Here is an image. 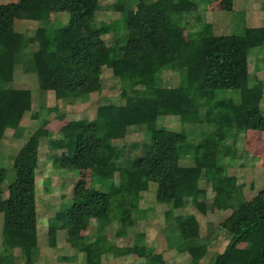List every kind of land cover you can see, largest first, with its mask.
<instances>
[{"label": "trees", "instance_id": "1", "mask_svg": "<svg viewBox=\"0 0 264 264\" xmlns=\"http://www.w3.org/2000/svg\"><path fill=\"white\" fill-rule=\"evenodd\" d=\"M220 1L227 11L236 10V0ZM124 4L120 0L108 6L99 0L0 2V141L10 126H21L31 109L24 92L12 85L18 63L29 64L40 89L53 92L66 104L86 102L101 92L105 67L123 86L121 100L100 104L94 119L72 120L57 132L45 127V119L36 124L13 155L11 169L0 166V264L14 263L15 248L22 250L27 262L37 255V172L43 137L66 151V155H50L56 171L92 172L90 185L80 179L72 202L50 216L49 243L54 247L59 230L66 229L78 239L82 229L96 220L101 233L112 220L122 218L124 205L139 209L141 193L150 183L157 186V201L172 205L168 213L190 199L207 214V190L200 187V179L215 191L236 183L228 169L244 156L241 137L249 130L264 132L263 86L249 83L253 55L258 69H264V26L217 35L201 0H139L130 10ZM102 9L123 17L109 22L98 19ZM47 12L67 13L70 19L48 26ZM17 20H37L40 26L27 36L16 30ZM180 28H186L191 38H203L202 54L185 53L171 60L174 31ZM107 34L113 38L111 44L103 37ZM166 71L180 74L176 84L165 83ZM130 89H145L149 94L130 95ZM164 116H178L183 124H192L194 137L160 126ZM134 131L144 134L136 143L143 153L131 157L118 140ZM114 172L119 173L115 194L110 190ZM242 187L235 184L233 199L223 205L232 209L220 226L229 232L230 241L210 264H264V190L244 200ZM173 227L182 236L175 244L177 250L192 253L197 263L206 240L200 239L196 216L178 214ZM242 242L249 247L240 248ZM110 246L99 239L80 248L86 253V264H102L103 255L112 251Z\"/></svg>", "mask_w": 264, "mask_h": 264}, {"label": "rangeland", "instance_id": "2", "mask_svg": "<svg viewBox=\"0 0 264 264\" xmlns=\"http://www.w3.org/2000/svg\"><path fill=\"white\" fill-rule=\"evenodd\" d=\"M17 0H0L5 3ZM102 5L108 6L116 0H99ZM125 3V10H130L137 5L139 0H120ZM205 5L207 21L212 23L214 33L217 35L241 33L244 28L264 26V0H236L235 11L229 12L224 9L220 0H201ZM98 19L107 22L123 17V14L114 10L102 9L97 13ZM48 26L59 23H67L70 15L61 12H47L45 14ZM40 26L37 20H17L16 30L27 36L35 34ZM175 45L172 46L171 60L185 56V53L194 55L202 54L205 50L203 38H191L186 28L174 31ZM108 44L113 42L111 35L103 36ZM177 48L174 50V48ZM183 54V55H180ZM249 71L251 73L249 83L252 87L262 85L264 90V69H258L257 56L253 55L250 60ZM103 89L91 95L86 102L66 104L55 97L50 91L40 89L37 74L30 70L26 62L14 66L12 85L21 89L25 95L26 104L31 109L26 111L21 126H10L0 141V166L7 170L12 167L13 155L29 139L32 132L45 119L46 128L52 131L59 129L66 123L75 119H94L97 108L102 103L118 102L121 100L122 84L113 76L111 69L104 68ZM180 74L173 71L164 73L165 83L174 85L179 80ZM130 95H148L145 89H130ZM264 107V97L262 99ZM51 109V110H50ZM41 110V111H40ZM35 112L39 113L34 117ZM160 126L182 130L189 138L194 137V128L190 123L183 124L178 116H164L159 120ZM56 134V133H54ZM144 134L140 131L129 132L118 143L127 146L128 156L135 157L143 153V148L136 146L143 140ZM239 147L243 151V158L237 160L234 167H229L230 175L236 176V183L223 186L215 191L204 178L199 185L207 190L206 202L209 206L207 214L202 213L190 199H186L184 205L173 209L169 203H160L156 199L157 186L150 183L145 191H142L139 209L135 210L128 205L123 206L122 218L112 220L101 233L98 231L97 221H92L86 232L78 239L72 238L68 230H59L56 245L49 243L48 222L56 209L72 202L74 187L80 179L86 180L88 185L92 181L90 169L82 170L81 173L73 174L68 170L56 171L53 168L51 154L66 155V151L56 149L54 141L43 137L40 144V163L37 172V209H38V234L37 255L31 262H27L20 248L13 250V264H82L86 253L80 248L84 244H90L101 240L104 245L111 244V254H105L102 264H129L131 262L143 264H210L213 258L225 250L230 241L227 230H220L222 222L232 213V209H225L224 204L233 199L235 184H243L242 193L244 200L252 199L256 193L264 190V132L249 130L241 137ZM242 162V165H241ZM109 174L108 170H103ZM111 175V174H110ZM119 173L114 172L110 178V190L113 194L119 191ZM5 195L7 186L4 183ZM194 214L199 222L200 239L206 240L201 257L197 263H193L192 253L180 252L175 244L182 240L180 232L177 236L174 230L176 214ZM3 216L0 214V253L3 250L2 232ZM175 231V230H174ZM212 238V239H211ZM207 240H211L207 243ZM240 248H248L245 242L240 243ZM118 249V257H114V249ZM196 249V248H194ZM137 257H136V254ZM79 252L82 256L79 257ZM116 252V251H115ZM194 252H198L197 249ZM133 253V254H132ZM152 255H151V254ZM160 254V255H158ZM162 254V255H161ZM71 262H69V261ZM86 260V258H85ZM82 262V263H81Z\"/></svg>", "mask_w": 264, "mask_h": 264}, {"label": "crops", "instance_id": "3", "mask_svg": "<svg viewBox=\"0 0 264 264\" xmlns=\"http://www.w3.org/2000/svg\"><path fill=\"white\" fill-rule=\"evenodd\" d=\"M202 188V187H201ZM162 204V203H161ZM182 214V213H181ZM176 215H178V214H176ZM92 221H94V220H92ZM96 221V220H95ZM87 227H89V225L88 226H85L83 229H82V234L83 233H85L86 232V229H87ZM175 230V231H174ZM174 230H172V233L174 234V232H175V234H176V236H177V234H178V230L176 229V228H174ZM81 234V235H82ZM111 245V244H110ZM110 245H108V247L110 246ZM111 247V246H110ZM114 249V257H118L119 255L117 254L118 253V249L117 248H113ZM116 251V252H115ZM81 253H83V252H81ZM80 252H79V257H81L82 256V254H81ZM134 253H135V251H134ZM183 253V252H182ZM187 253H189V252H187ZM84 254V253H83ZM106 254H111V252H109V253H106ZM133 254V253H132ZM136 254V253H135ZM105 255V254H104ZM104 255H103V260H104ZM137 255L138 254H136V257H137ZM158 255H160V254H158ZM162 255V254H161ZM83 258L85 257V255H83L82 256ZM86 258V257H85ZM85 258L83 259L84 260V263H82V264H86V260H85ZM69 261V260H68ZM69 262H71V261H69ZM103 262V261H102ZM67 262H65V264H66ZM72 264V263H71ZM110 264H116V263H114V262H111ZM129 264H143L142 262H139V263H133V262H131V263H129ZM152 264H163V263H152Z\"/></svg>", "mask_w": 264, "mask_h": 264}]
</instances>
